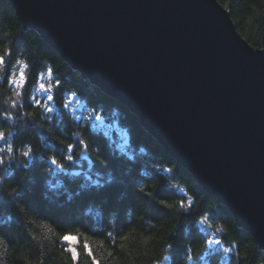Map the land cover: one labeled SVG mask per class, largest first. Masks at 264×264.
<instances>
[{
  "label": "trees",
  "instance_id": "obj_1",
  "mask_svg": "<svg viewBox=\"0 0 264 264\" xmlns=\"http://www.w3.org/2000/svg\"><path fill=\"white\" fill-rule=\"evenodd\" d=\"M218 1L229 11L238 32L264 50V0ZM9 48L12 54L6 59L12 64L24 59L28 64L29 83L24 86L23 106L17 110L5 105L13 92L6 81L0 83V112L13 111L16 117L15 124L3 123L0 118V129L14 134L17 149L31 144L35 155L26 159L17 152L11 179L2 187L0 264H72L67 245L60 240L65 232L79 237V264H91L84 253L85 240L100 264H264V249L253 236L159 145L138 117L83 78L34 28L23 26L10 0H0V55ZM49 67L62 85L61 89L54 86L53 104L58 111L51 114L53 119L46 120L49 114L30 107L29 97L35 93L37 76ZM67 90L76 91L88 108H102L104 126L91 127L87 121L81 124L75 121V112L60 111ZM26 112L33 115L20 120ZM75 133L88 143V157L93 162L91 179L87 178L88 161L80 159L82 148L74 150L71 162L61 156L67 144L75 143ZM125 144L129 145L126 149ZM50 156L65 169L49 172ZM154 164L161 171H156ZM165 167H172L173 173L162 171ZM77 172L80 175H72ZM0 175H6L5 169L0 168ZM21 180L24 185L19 197L9 196ZM177 185L197 200L188 215L179 207L170 210L158 203L161 199L168 203L183 199ZM141 186L153 196L141 193ZM205 211L211 227L199 223ZM109 231L115 235V244L107 237ZM206 233L221 239L232 252L225 254L219 246L210 250L205 244ZM125 236L128 238L122 239Z\"/></svg>",
  "mask_w": 264,
  "mask_h": 264
},
{
  "label": "water",
  "instance_id": "obj_2",
  "mask_svg": "<svg viewBox=\"0 0 264 264\" xmlns=\"http://www.w3.org/2000/svg\"><path fill=\"white\" fill-rule=\"evenodd\" d=\"M264 249V50L218 0H10Z\"/></svg>",
  "mask_w": 264,
  "mask_h": 264
},
{
  "label": "snow or ice",
  "instance_id": "obj_3",
  "mask_svg": "<svg viewBox=\"0 0 264 264\" xmlns=\"http://www.w3.org/2000/svg\"><path fill=\"white\" fill-rule=\"evenodd\" d=\"M11 49L9 48L7 52L3 55H0V83L6 81L9 86V91L13 92V96L9 99L5 100V105H7L8 109L17 110L23 106V95H24V86L29 83V78L26 75V71L28 69V64L24 59H16L15 64H12L10 59H6V57H11ZM7 69V70H6ZM37 85L35 89V93L29 97V106L43 109L44 112L48 113L49 115L46 117V120L53 119L52 113L58 111V109L54 106L53 101L55 99L54 96V86L56 89H61L62 82L60 79L56 78L54 75L53 69L49 67L47 72H41L37 76ZM73 105H76L78 108H83L84 112L80 115H76L74 117L75 121L80 122L83 124L85 121L89 122L91 127H102L104 126V120L102 119V108L98 106H94L92 108H88L84 103H82L80 96L74 90H67L64 92V103L62 105V109L60 111H66L68 113H72L75 111ZM86 113V114H84ZM33 113L26 112L20 116V120H27L28 117L32 116ZM0 118H2L3 123H7L12 121L13 124L16 123V117L13 115V111L5 110L0 112ZM94 122H100L99 125L95 124ZM80 133H75V143H69L65 146L63 150H61V156L66 161H73L74 160V150L78 147L83 149L82 155L80 159L84 161H88L89 164V174L88 179H91V167L92 161L89 160L88 157V143L84 139L80 138ZM15 140V136L12 132H5L4 130L0 129V168L5 169L6 175H0V194L2 193V187L9 179H11V169L13 164L17 161V152L19 155L24 158L34 157L35 153L33 151V147L29 143H24L22 145V149H17L13 146V141ZM129 145L125 144L124 148H128ZM99 152V149L97 148ZM117 151H123V149L117 148ZM141 151H143L141 149ZM65 152L67 153L65 155ZM50 161V165L52 167L48 168L49 172H54L56 170H64L65 165L60 163L55 156L48 157ZM156 171H161V169L157 165H153ZM162 171L167 172L169 174L173 173L172 167H165ZM72 175H80V173H72ZM175 180V177H171ZM102 179V176H101ZM108 183V182H105ZM24 185V181L21 180L17 188H13L8 195L9 196H16L19 197L20 192L22 191ZM96 187H101V181L98 179L96 181ZM141 193H144L148 197L153 196V192L151 190L146 191L144 186H141L138 189ZM176 190L178 192L184 193V198L179 200L178 203H168L167 201L161 199L158 203L167 209H174L179 207L183 210L185 215L190 214L191 209L196 204L197 200L194 195L190 194L189 192L185 191L184 188L176 186ZM23 210V209H22ZM199 223L201 225H207L211 227L212 224L210 222V216L207 211H205L199 217ZM44 227H48V225H44ZM203 231V229H202ZM217 231H223V228H218ZM107 237L109 240L115 244L116 238L112 231L107 232ZM128 237H122V239H127ZM60 240L63 244H66V251L70 254L72 264H79L80 261V253L78 251L79 245V237L73 233L65 232L60 236ZM206 246L213 250L216 246L222 248V251L225 254H229L232 252L231 247H224L222 244V240L216 238L215 235H209L206 233ZM84 253L90 259L91 264H100V261L96 258L95 252L88 243L87 240L83 243ZM171 248V245H169ZM189 260H192L193 257L188 255L187 257Z\"/></svg>",
  "mask_w": 264,
  "mask_h": 264
},
{
  "label": "rangeland",
  "instance_id": "obj_4",
  "mask_svg": "<svg viewBox=\"0 0 264 264\" xmlns=\"http://www.w3.org/2000/svg\"><path fill=\"white\" fill-rule=\"evenodd\" d=\"M73 108L75 109V113L77 114V115H80L81 114V112H82V108H78V107H76V105H73ZM95 124H100V122H94Z\"/></svg>",
  "mask_w": 264,
  "mask_h": 264
}]
</instances>
